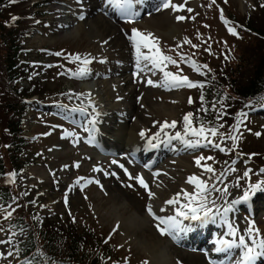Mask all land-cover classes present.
Returning a JSON list of instances; mask_svg holds the SVG:
<instances>
[{"label": "rangeland", "instance_id": "374dc122", "mask_svg": "<svg viewBox=\"0 0 264 264\" xmlns=\"http://www.w3.org/2000/svg\"><path fill=\"white\" fill-rule=\"evenodd\" d=\"M25 1H28V6H38V9H31L33 15L22 14L17 18L19 24L26 29V35L22 34L24 39L19 55L21 68L26 76L17 84L8 81L0 62V84L7 92H14L16 88L23 90L36 84L39 96L23 100L27 104V110L24 111L26 114L22 118L20 132L26 145L14 155L6 147L10 138L5 128L6 117L11 118L13 115L7 114L5 117V113L0 112V159L4 172L0 177V187L5 186L11 193V201H14L10 202L12 204L9 207L0 203V264H26V258L16 257V245L26 239L32 227L45 230L44 222L59 229L60 237L80 240V245L84 244L88 253L96 255L97 259L102 258V264H144L145 261L152 264L154 251L152 252L149 244L158 243L160 239L164 247L162 255L165 264H187V260L176 255L175 249L195 255L200 264H206L201 253L172 246L168 237L172 238L173 235H161L156 227L159 220H154L146 211L151 206L148 203V191L152 192L154 187L159 190L165 186L166 192L181 194L183 197L180 202L187 204L184 193L195 195L197 192L195 186L187 182L192 176L207 183V199L204 203L206 209L211 211L208 221L181 217L187 220L181 224L190 226L181 230L185 233L188 231L187 234L180 235L182 243L195 242V239L203 237L210 230L214 217L220 228L208 235L224 234L213 240L223 238L227 230L232 229V223L245 242L239 251L248 249L250 244H256L260 253L258 245L264 242V96L257 102L246 101L241 104L239 110L247 105L245 110L241 115L237 113L236 121L230 122L226 129L217 128L215 137L207 132L206 127L201 126L205 129L208 140L219 144L224 151L203 139L198 146L187 147L185 141L195 142L200 138L185 134L184 117L199 114L201 109L207 108L210 124L224 120L221 116L222 102L206 103L201 91L213 80L218 81L229 75L238 77V72L242 73L243 78L247 75L246 69L254 55L262 53L261 45L257 37L252 36L248 22L251 19L252 25L254 21L262 22V13L256 10L263 0L174 2L182 5L184 10H173V15L170 12L174 27L164 33L152 29L150 31L146 24L151 18L157 19L160 11L166 12L162 0H141L140 6L138 0H130V6L121 0L119 6H122L116 13L119 16L125 12L127 16L129 12L138 13L130 19L117 18L110 8L113 4L110 3L109 6L106 0H99L94 3L91 15H79V32H73L77 11L74 8L79 6L76 0ZM95 5L103 9V12L97 11ZM69 12L70 17H67ZM98 14L113 25L112 29L119 40L122 38L121 40L127 41L126 34L133 33L134 29L144 34L153 32L161 54L171 57L176 64L165 63L154 67L147 60L149 64L145 65L143 61L137 60L132 42L127 41L126 48H118L112 42L110 34L101 40L99 36L96 38L90 22ZM178 16L184 19L178 20ZM70 20L73 25L66 27L65 23ZM59 22L63 25L57 28ZM229 28L236 34H231ZM123 50L128 54V64L117 63V59L122 62L125 57L121 53ZM141 53L144 56L153 54L143 47ZM77 55L90 61L88 75L82 78L76 75L81 67V63L75 59ZM193 63L198 71L191 66ZM124 65V74L132 89L126 102V106L129 103L132 108L123 119L125 126L138 134L143 132V140H165L161 147H154L155 150L150 151L153 156L158 155L157 158L147 156L143 164L135 162L127 149L95 142L91 139L93 135L90 134V129L82 122L84 116L96 120L85 99L89 96L95 97V100L105 99L93 73L98 70L109 71V84H117L120 78L117 68L121 69ZM165 73L187 77L198 87L173 86ZM140 78V81L148 82L153 93L141 96L142 92L137 86ZM149 81L152 83L149 84ZM224 87L222 82L215 90L223 95L226 93ZM258 102L260 103L256 104ZM67 117L69 120L66 121ZM193 119L192 117V127L198 130V127L193 126ZM165 122H175L176 126L162 131ZM230 127L233 128L232 133L228 131ZM231 137H236L235 141ZM95 143L98 144L97 148ZM175 147L179 148L178 151L170 153L169 150ZM201 157L205 159L201 166H197L195 161ZM208 157L212 159H207ZM205 166L211 167L214 172H205ZM20 167L24 168L17 172L16 169ZM153 173H157V178ZM137 177L143 178L148 185L147 190L140 187ZM250 194L252 199H246L245 202L250 204L252 211L243 212L246 206L235 207L245 205L244 197H249ZM193 206L199 207L198 204ZM218 208L223 212L226 208L230 210L227 211V216H219L216 212ZM201 212L203 217V210ZM20 216L24 218L21 225L26 224L27 227H15V220ZM125 218L138 227L137 235L121 230V227L114 231L117 223L120 225ZM226 220L231 223H225ZM174 236H177V232ZM34 238L36 249L44 248L39 237ZM232 245L237 247L235 240ZM204 250L207 252L206 246ZM218 250L220 252L221 247ZM224 257L223 255L222 258ZM256 257L257 263L263 264L264 256L256 254ZM87 263L88 259L84 264Z\"/></svg>", "mask_w": 264, "mask_h": 264}, {"label": "trees", "instance_id": "16d2710c", "mask_svg": "<svg viewBox=\"0 0 264 264\" xmlns=\"http://www.w3.org/2000/svg\"><path fill=\"white\" fill-rule=\"evenodd\" d=\"M26 4V6H25ZM28 1L25 0H0V62L2 63V69H4L5 79L17 84L20 79H24L26 73L24 69L21 68L22 62L19 61L21 44L23 43V35L26 32L23 25L19 24V19L22 14L33 15L31 9H38V6H28ZM28 6V7H27ZM261 14V23H256L252 25V19L248 22L252 36H256L258 42L261 45L260 50L262 53L258 52L254 55V59L248 65L247 75L241 77L242 73L238 72V77L235 75H229L227 77L219 78V80H213L209 83L207 87H204L201 91L202 99L206 103L221 101L222 119L217 123H209L208 115L206 109H201L199 114L192 115L193 126L200 128L201 126L206 127L208 132L209 129L222 128L226 129L230 122H235L237 119V113L240 109L241 104L248 102H257L264 95V0L262 1L260 7L256 10ZM9 12H15L11 14ZM17 12H19L17 14ZM9 19L5 20L7 15H10ZM255 14H257L255 12ZM11 18H15L12 19ZM255 19V18H254ZM249 20V19H248ZM249 31V29H248ZM26 35V34H25ZM225 85L224 89L226 93L221 95L215 88L218 84ZM36 84L31 87L27 86L23 90L16 88L10 92L4 91V87L0 84V112L13 115V117H6L5 128L7 129V135L10 140L6 144L8 152L14 155L17 152L22 151L23 147L26 145V141L22 138L21 121L24 115V111L27 110V104L23 103L24 99L31 98L33 95L39 96V91L36 90ZM234 119V120H233ZM232 120V121H231ZM209 123V124H207ZM231 132L232 127L229 128ZM0 159V177L3 175V165ZM25 166V165H24ZM24 168V167H23ZM16 169L17 172L23 170ZM11 193L9 190L3 186L0 187V203H5L8 207L12 204ZM15 227H27L26 224L21 225L23 216L16 218ZM30 221V220H28ZM30 223V222H29ZM45 228L40 230L36 227H32L31 232L28 233L25 240L19 242L16 245V257L26 258L28 260L26 264H62L63 262H71L77 264H84L86 259H88L87 264H102V258L97 259L96 255L93 256L87 252V248L80 245V240L67 239L60 237L58 232L60 231L56 227L43 223ZM48 229V230H47ZM35 233V234H34ZM37 236L41 240V244L44 248L36 249L34 237ZM80 239V238H79ZM87 252V253H86Z\"/></svg>", "mask_w": 264, "mask_h": 264}, {"label": "bare ground", "instance_id": "6f19581e", "mask_svg": "<svg viewBox=\"0 0 264 264\" xmlns=\"http://www.w3.org/2000/svg\"><path fill=\"white\" fill-rule=\"evenodd\" d=\"M97 1H99V0H80V1L76 0V2L79 3V6H76L74 8L77 11L74 10L76 18L74 19L75 20V23H74L75 26L73 28V32H79V30H80V28L78 27L80 25V24H78L79 15H81L82 13L83 14L89 13V15H91V12L93 11L94 3H97ZM119 1L120 0H106V4L111 3L116 8V7H118ZM138 1H139L138 6H140L141 0H138ZM158 1H161V0H158ZM162 1L164 3V0H162ZM180 1L181 0H172L173 3L174 2L179 3ZM143 8H145V7H142V9ZM154 8H158V7L154 6ZM95 9H97V11H99L100 13L103 12V9H101L97 5H95ZM158 9H160V8H158ZM173 10L174 9H171V8L165 9V11H166L165 13H164V11L161 13V11H160L157 19L150 17L151 19H149L148 22H146V24L148 25V29H150V31H151V29L154 31L158 30L159 32H163V33L169 32L170 30H172V28L174 27V21H173V17H171L170 12L173 15V12H172ZM58 12H61V11H58ZM94 12H95V10H94ZM143 13L145 14L146 12L143 11ZM68 15H67V17H70V12L68 13ZM109 17H110V15H109ZM72 22L73 21L70 20V22L65 23L66 24L65 26L70 27L71 25H73ZM59 23L60 24L56 25L57 28L59 25H63V23H61V22H59ZM91 25L94 27V31L96 32L95 33L96 38H98L97 36H99V39L101 40L105 36L110 34V36L113 38L112 42H114L115 46L118 48H120V47L126 48L128 42H132V39H131L132 33L126 34L127 38H128L126 40L128 42L121 40L122 38L119 40L118 36L114 34V31L112 29L113 25L107 19L103 18L101 14L95 15V17L90 22V26ZM152 35H153V32H152ZM108 40H109V38L106 40L107 43H108ZM129 48H130V46H129ZM132 49L133 48H131L130 51L129 50L128 51L131 53ZM121 53H123L122 56H125V57L122 59V62L120 59H117L118 60V61L116 60L117 63L118 64L127 63L129 61V57H128L127 52L125 50H123V51H121ZM140 60L143 61V63L145 65L149 64L147 60H144V59H140ZM131 61H133V57H132ZM126 65H124V67L121 69L117 68V72L119 73L118 75L120 76L117 84H113L112 82H111L112 84L111 83L109 84V81H108L109 79L107 80L108 75H109V71L98 70V71H95V73H93V76L98 79L97 83L99 84V87L101 88L100 92H102L105 99L103 100L104 101L103 102L102 100H98V99L95 100V97H93V96L87 97L85 99V102L87 103L90 111L94 114V116H96V120L88 119V117L84 116V118L82 119V122L85 123L86 128L90 129V134L93 135V137H91V139L97 140V142H99V141L101 143L103 142L104 144H107L108 147H110V146L113 148L122 147L124 149H127V151L129 153L136 151L137 152L136 154H140V156H138L139 163L143 164L144 161L141 159V157L144 156L145 153L148 152L149 150L154 151L155 150L154 147H156V148H157V146L161 147V144L165 140L162 142H161V139L143 140V138L141 137L140 134L137 133V131H134L133 129L130 130L128 127L125 126V123H124L125 121L123 119H125V117L127 116L126 112L127 111L131 112L130 110L132 108V106L129 103L126 106V102H128L130 95L132 94V89L130 88V86H128V83H130L129 79L127 78V75L124 74V70L126 69ZM87 68H89L88 65H87ZM140 80H141V78L138 80L137 86H138V89L142 92L141 96L142 95L145 96V95H149V94L153 93V90L148 85V82L144 83ZM135 83L137 84L136 81H135ZM96 98H98L97 94H96ZM166 143H168V141H166ZM178 149H179L178 147L171 148L169 150V152L174 153V152L178 151ZM132 154H134V153H132ZM147 166H149V165H147ZM153 175H155V178H157V173H155V174L153 173ZM155 183H156V181H155ZM152 192H153V196L149 199L148 203H150V205L153 209V212L155 213L156 216H160L164 219H167L170 216L175 217V219L179 222V224L181 226L180 229H182V228L185 229V228L190 227V226H184L183 224H181V222H186L188 219L183 220V219H181V217H178L175 215V213L178 209L181 211H187L186 209H184L182 207L184 203L180 202V200L183 197L181 194H179V193L178 194H174V193L172 194V193L166 192L165 186H164V189L161 188L159 190H157L154 187V190ZM168 200H177L178 202L174 203L172 205H169L167 203ZM161 209H163V211H161ZM216 212L219 214V216H223V215L227 216V212H225V211L223 212V210L220 208H218V210ZM118 222H120V221H118ZM225 222L228 223L230 221L226 220ZM192 224H195V223H192ZM119 227H121V230L130 231L131 235L135 234V233L137 235V233H138L136 231V228H138V227L136 225H134V223L131 222L130 220H128L127 218H125L124 220H121ZM231 227H232V230L228 231L223 238H221L219 240H216V239L213 240L212 249H210L211 251L215 250V252L218 253L219 252L218 248L221 247L220 252H222V253L220 254V256L224 255L225 256L224 259H227V260H229V258H232L231 259L232 264H238V262H239L238 256L240 255V253L241 254L243 253L245 256V254L247 253L249 248L254 249V252L252 253L253 256H256L255 254H260L258 251V248L256 247V244H250L248 249H245V250L243 249V251H239V248H242L244 246V245L240 244L239 238L240 237L243 238V237H242V234H239L237 232L238 230L235 229V227L232 225V223H231ZM187 233H188V231L186 233L184 231H181V230L177 231V236H179L178 237L179 243L183 242V239L181 238L182 236H180V235H185ZM121 234H123V233L121 232ZM171 236H172V234H171ZM202 238L203 237H200V238H197L195 240L198 241L199 243H201ZM234 240L236 241V244H237L236 248H234L232 245ZM160 242H161V239H160V241L158 240V243L152 242L149 244V245H151L152 252L154 251V253H156V255H154V253L152 254V258H151L152 264H165L164 263L165 260L163 259V255H162V253H163L162 249L164 247L161 245ZM244 244H245V242H244ZM246 244H247V242H246ZM240 250H242V249H240ZM174 252L176 253L177 256L184 258V260H187V264H200L198 262V258L195 255H190L189 253H185V252L181 253L177 249H175ZM236 254L238 256H236ZM208 256L209 255L207 254V257ZM213 256H215V254ZM207 257H204V259H207ZM240 264H245L243 258L241 259ZM248 264H255V263H253V260H252V261H249Z\"/></svg>", "mask_w": 264, "mask_h": 264}, {"label": "snow or ice", "instance_id": "6c2138e0", "mask_svg": "<svg viewBox=\"0 0 264 264\" xmlns=\"http://www.w3.org/2000/svg\"><path fill=\"white\" fill-rule=\"evenodd\" d=\"M124 3L130 6V0H124ZM163 7L165 9H174L176 11H183V6L182 5H178L172 2V0H164L163 3ZM188 11H191V9H188ZM15 19V18H13ZM178 20H183L184 17L182 16H178L177 17ZM229 32L233 35H235V31L232 28H229ZM132 43L136 49V55H137V60L139 61L140 59H144V60H148L151 61L152 65L154 67H160L162 64L165 63H172V64H176V61L172 60L171 57H167L161 54L159 48L157 47V40L156 38L151 34H144L139 32L138 30H133L132 33ZM145 48L147 49L149 52L153 53L152 55H148V56H144L141 53V48ZM75 59L77 61H79L81 63V67L78 71V73H76V75L78 77H84L86 75H88V69H87V65L90 63V61L88 59H81L80 56H76ZM194 69H196L197 71L199 70L198 67L195 65V63H193L191 65ZM166 78L168 79V82L176 87H182V86H186L188 88H195L198 87L197 84L191 83L187 77H180V76H176V75H172L169 73H165ZM152 82L149 81V84H151ZM191 103V100L189 101ZM184 125H185V134L186 135H191V136H195L198 137L200 139H197L195 142H189V141H185V145L187 147H196L200 144V140H208V137L206 135L205 129L203 127H200L198 130L192 127V114H188L184 117ZM176 126L175 122H172L171 124L165 122L163 127H162V131L164 128H169L172 127L174 128ZM208 132H210L212 137H215L217 135V130L216 129H209ZM141 136L144 135L143 132H141L140 134ZM177 137H179V133H177ZM231 139H233V141H235L236 137H231ZM209 144H213V141L208 140ZM214 147L216 148H220L219 144H213ZM221 151H224V149L220 148ZM205 158L201 157L199 159H197L195 161L197 166H201V162L202 160H204ZM207 159H212L211 157H208ZM204 171L208 172V173H213L214 170L211 167H204ZM245 175H247V173H245ZM130 179L132 177H129ZM137 182L139 183L140 187L144 188V189H148V185L145 183V181L143 180L142 177H137ZM189 184H192L195 186V188L197 189V192L195 195H190L188 193H184V198L188 201L187 204L183 205L182 207L184 209H186L187 211H181V210H177L176 211V216L179 217H183L184 219H191V220H200V219H207L209 218V212L211 211L210 209H206L205 207V203L204 201L207 199V192H208V185L205 181L201 180L200 178H198L197 176H192L188 179L187 181ZM129 187H131V185H129ZM148 196L151 198L153 196V193L151 191H148ZM244 199H248L247 195H245ZM177 200H168L167 203L169 205H172L174 203H177ZM194 204H198L199 207H195L193 206ZM203 210L204 212V216L203 218L199 215V212ZM230 209L226 208L224 211L227 212ZM146 211L148 212V214L150 216L153 217L154 220H159V223L156 225L157 230L160 232L161 235H165V234H172L175 235V233L178 230H183L180 229V224L179 222L175 219V217H168L167 219L164 218H159L155 215V213L153 212V209L151 206H148L146 208ZM161 211H163V209H161ZM161 225H163V227H161ZM119 230V224L117 223V225L114 228V231H118ZM240 244L244 245V240L243 238H241L240 240ZM258 247L261 249L260 252V256H264V242H261ZM254 252V249L249 248L247 253L244 256V259L246 261H250L253 259H256V256H253L252 253ZM144 264H147V261L144 262Z\"/></svg>", "mask_w": 264, "mask_h": 264}]
</instances>
